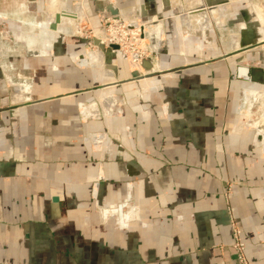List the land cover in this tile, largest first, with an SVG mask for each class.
<instances>
[{
  "label": "crops",
  "instance_id": "crops-1",
  "mask_svg": "<svg viewBox=\"0 0 264 264\" xmlns=\"http://www.w3.org/2000/svg\"><path fill=\"white\" fill-rule=\"evenodd\" d=\"M0 4L7 6L0 11V264H241L233 225L248 264H264V144L245 132L240 109L255 85L250 71L264 74V38L255 39L264 31L248 28L246 42L212 31L209 41L203 28L191 43L168 8L159 9L169 43L150 77L139 79L120 61L118 69L110 62L107 78L92 75L76 88L48 76L35 85L23 77L25 90H15L10 5L25 15L30 49L62 27L49 0L53 12L41 24V0ZM225 15L237 22L236 13ZM96 83L104 90L90 91ZM106 93L124 97L123 114L80 122L76 103ZM100 133L98 141H108L96 150L87 136Z\"/></svg>",
  "mask_w": 264,
  "mask_h": 264
},
{
  "label": "rangeland",
  "instance_id": "rangeland-1",
  "mask_svg": "<svg viewBox=\"0 0 264 264\" xmlns=\"http://www.w3.org/2000/svg\"><path fill=\"white\" fill-rule=\"evenodd\" d=\"M41 1L42 6H39L41 10H38L39 7L35 10L42 16L40 24L47 21L49 17L48 0ZM237 1L240 3H236ZM146 2L149 6L148 8L146 6L149 15L142 18L140 4L122 9L119 7L118 2L115 3L112 0H61V10H57L54 16H52L53 21L56 20L57 15L60 16L61 21L58 24L59 27H62L60 28L61 32H58L55 28L48 29L42 38H37L35 45L31 49L27 44V40L30 38L29 34L26 35L29 38H24V32H26V28L24 30L25 15L20 12V6L10 5V65H14L10 69V75L14 78L15 84H20L17 85L15 90H25L23 87V84H25L23 77L29 79L28 82L35 85L37 84L35 83L37 79L48 76L53 79L57 78V81L62 80L64 89L76 88L79 86L78 84L89 81L88 79L92 78V75L100 79L107 78L105 75H108L116 67L114 65H117L116 69H118V62L120 61L126 64L127 70L137 71L138 75L141 74L142 71L144 72L140 67L143 59L152 62L158 61L160 53L168 50L169 42H167L165 32L166 20L163 19L161 12L158 11L159 9L166 12L168 8V13H166L171 17V21L174 23L177 20L182 23L181 27L184 29V32L189 34L184 38L191 43H196L199 38H203V28H207L206 35L209 41H211L210 34L212 31L216 33L213 32L219 39H233L230 36L232 33L234 34V39L238 41L243 40V42H246L244 40V28L246 29V34L249 32L247 31L248 28L256 34L258 30L264 31V0H233L232 3H229L230 1L220 2L218 0H174L172 4L171 0H168L166 2L168 4L165 3L164 5L160 0V6L155 4V0H146ZM108 4H116L115 6L119 9L120 14L112 16L106 10L103 11L102 9H105ZM143 5L145 6V4ZM6 7L0 4V11L3 12L6 10ZM79 10H82L80 18L65 17L61 13V11L76 13ZM215 10L218 16L214 13ZM227 12L236 13L237 16L233 18V20H237L236 23L228 21V16L225 17ZM222 21L225 22L228 31H220L223 24ZM159 22L163 31L161 37H156V35L149 37L147 34L148 25L155 26ZM40 24H37L36 29L32 31V34L36 37L41 36V29L37 28ZM96 30L104 31L108 39L106 44H103L106 48L102 51L105 58L97 62L95 60V62L89 61L83 65L81 61L84 60L85 53H97L98 51V47L93 43ZM58 37L60 40H56ZM257 38L259 37L256 36L255 39ZM173 39H178L179 41L178 37H173ZM45 45L49 50L45 48ZM154 48L155 52H153ZM208 55L215 56L219 54L211 53ZM29 61L32 62L35 68L28 69L25 67L24 63ZM110 62H114V65H110ZM49 86L52 88H49L47 91L49 93L53 92L54 86ZM258 86L264 85L258 84ZM93 88L90 91L96 90L99 92L103 91L105 86L102 83H96ZM259 88L257 94L259 100L254 101L252 105L246 103V93L248 91L246 90L245 94L243 93L242 95L240 103L241 121L243 124H247L243 128H247L245 132L255 134V140L257 139L256 132L258 131L248 127V119L258 117L259 108L262 107L264 87ZM125 105L124 97L118 94L106 93L99 94L96 98L90 97L89 99H85V101L77 102L76 111L80 122L86 124L90 122L106 123V120L116 119L122 115ZM249 111L252 113L251 117L248 114ZM118 133L119 130L114 135H110L111 139L112 137H114V140L119 139L116 136ZM98 135L99 137L97 138L87 136L88 142H91V144L96 143L93 144L95 145V149L102 150L103 145L108 141L107 134L105 135L104 139L106 141L104 143L98 141V139H102V134Z\"/></svg>",
  "mask_w": 264,
  "mask_h": 264
},
{
  "label": "bare ground",
  "instance_id": "bare-ground-1",
  "mask_svg": "<svg viewBox=\"0 0 264 264\" xmlns=\"http://www.w3.org/2000/svg\"><path fill=\"white\" fill-rule=\"evenodd\" d=\"M59 1H61V0H49V4H50V6H51V8L52 9H54L56 12H57V10H56V8H57V6H58V4H59ZM48 4V5H49ZM50 11V10H49ZM53 12V11H52ZM52 12H49V13H52ZM56 12H53L52 14H54V13H56ZM82 10H79L78 12H76L75 13V17L76 18H80L81 16H82ZM214 13H216V10H215V12ZM80 14H81V16H80ZM140 14V13H139ZM203 14V13H202ZM219 14V13H218ZM215 15V14H214ZM216 15H217V13H216ZM200 16H202V15H200ZM210 16V15H209ZM218 16V15H217ZM214 18H216V16H214ZM67 20V19H66ZM216 20V19H215ZM61 21V20H60ZM68 21H69V19H68ZM65 22V21H64ZM70 22V21H69ZM62 23V22H61ZM66 23V22H65ZM160 22H159V24L158 25H148V31H147V34H148V36L150 37L151 35H156V37L158 36L159 38L161 37V35H162V33H163V31H162V28H161V26H160ZM242 24H244V23H242ZM244 31V40H247V34H246V29L244 28L243 29ZM94 37L96 38V39H98L99 41H100V43H102V44H106V42H107V36H106V34H105V32L104 31H102V30H96L95 31V34H94ZM122 38V37H121ZM264 37H259L258 39H263ZM56 40H60V38L58 37V39H56ZM98 49V51H97V53H94V52H92V53H90L89 52V54H86L85 53V55H84V60L83 61H81L82 62V64L84 65V64H86L87 62H89V61H102V60H104V58H105V55L103 54V52H102V50H100V48L98 47L97 48ZM106 49V48H105ZM157 51V50H156ZM109 53H111L110 51H109ZM136 57V56H135ZM134 60H135V58H134ZM94 61V62H95ZM141 62V61H140ZM141 64V63H140ZM141 67V66H140ZM142 68V67H141ZM143 69V68H142ZM144 70V69H143ZM241 71H243V72H246V70H244V69H242ZM145 72V71H144ZM259 87H258V84L257 83H255V85L253 86V87H250L249 89H248V91H247V102L246 103H249L250 105H252L253 104V102L254 101H257V100H259L258 99V97H257V94H258V92H259ZM261 108H259L260 109V111H259V115H258V121H255V122H252V123H254V124H252V123H250V124H252L251 126H252V128H254V129H256L257 131H258V134L257 135H260V136H262V140L260 141V143H262V144H264V132H263V130H262V125L264 124V102H263V104H261ZM250 109H251V107H250ZM87 111V110H86ZM250 112V111H249ZM248 112V114H250V116L252 115V113L250 112L249 113Z\"/></svg>",
  "mask_w": 264,
  "mask_h": 264
},
{
  "label": "water",
  "instance_id": "water-1",
  "mask_svg": "<svg viewBox=\"0 0 264 264\" xmlns=\"http://www.w3.org/2000/svg\"><path fill=\"white\" fill-rule=\"evenodd\" d=\"M103 11L106 10V12L110 13L112 16H118L120 14V11L119 9L113 5V4H108L105 9H102ZM149 13L148 11L146 10V7L145 6H141V16L142 18L144 17H148ZM56 23H58L60 21V16L57 15L56 16ZM93 43L95 46L99 47L102 51L105 50V47L102 43H100V41L96 38L93 39ZM156 55V54H155ZM140 66L144 69V74H139L138 75V78L139 79H145V78H148L150 77L154 72V66H153V62L150 61V60H142ZM251 75H250V81L253 83H258L260 85H264V74L262 73V75H259L261 73H255L254 71H250ZM258 76H263V79H259ZM128 80L126 81H123V82H127ZM251 84V85H252ZM264 102V101H263ZM254 107V106H253ZM255 121H258V117H253V118H249L248 119V124L252 123V122H255ZM262 127V130L264 132V124L261 126ZM257 139L259 141L262 140V136L260 135H257Z\"/></svg>",
  "mask_w": 264,
  "mask_h": 264
},
{
  "label": "built area",
  "instance_id": "built-area-1",
  "mask_svg": "<svg viewBox=\"0 0 264 264\" xmlns=\"http://www.w3.org/2000/svg\"><path fill=\"white\" fill-rule=\"evenodd\" d=\"M233 236H234L233 248L235 249L238 255V259L240 263L248 264L247 258L245 256L246 246L240 239V231L237 228H235L234 225H233Z\"/></svg>",
  "mask_w": 264,
  "mask_h": 264
}]
</instances>
